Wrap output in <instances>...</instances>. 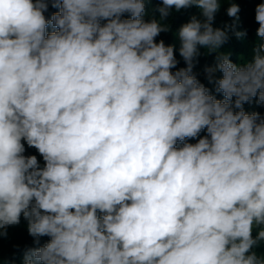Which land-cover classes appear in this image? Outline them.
Listing matches in <instances>:
<instances>
[{"label": "clouds", "instance_id": "1", "mask_svg": "<svg viewBox=\"0 0 264 264\" xmlns=\"http://www.w3.org/2000/svg\"><path fill=\"white\" fill-rule=\"evenodd\" d=\"M148 2L0 0V239L26 222L22 264H264V114L244 108L264 107V3L234 63V0L222 28L221 0H159L145 19ZM192 7L177 68L156 38Z\"/></svg>", "mask_w": 264, "mask_h": 264}, {"label": "trees", "instance_id": "2", "mask_svg": "<svg viewBox=\"0 0 264 264\" xmlns=\"http://www.w3.org/2000/svg\"><path fill=\"white\" fill-rule=\"evenodd\" d=\"M240 6V25L238 30H246L247 35L243 39H237L234 35L229 33L230 39L224 44L221 48V51L231 53L230 58L234 63H239L241 60L250 59L251 58V50L254 42H256L257 38L255 36L256 29L258 24L255 22V7L259 3H264V0H234ZM159 6V0H150L147 3V11L149 16H146L145 19H149L153 14V10ZM228 3L226 0H221V8L219 12L215 16V20L213 23V27H223L225 23L231 24L232 18L228 17L226 14V9L228 7ZM58 11V9L49 8V11L45 14L48 18H50L51 13ZM157 17L158 13H154ZM192 15L199 16V10L195 7L189 9H182L180 12H176L175 9L172 10V15L169 17L167 23H170L172 31L169 33H161L159 37H157V42L161 39L164 40L166 44H172L176 47V58L179 61L177 68L186 67L184 61L179 56V39L174 35L175 32L178 31L180 26L190 20ZM53 29L49 27L48 31H52ZM201 55L198 58V63L193 69L194 74L197 75V78L205 84V86L213 89V85L208 84L204 67L212 66L215 63V53L209 55L206 54L205 49H200ZM242 56V57H241ZM241 59V60H240ZM175 71V69H173ZM217 76H220L219 72L216 73ZM214 91V89H213ZM218 99H223L222 94H217ZM245 111L251 113L253 111L260 112L264 114V107L259 106L253 101L251 104L244 105ZM204 135V133H201ZM191 143H195V140L189 141ZM256 232L254 231L253 235L255 236ZM49 240L48 237H43L41 239V244L47 242ZM17 245L19 248H14L11 245H3L0 246V264H22L23 260V250L26 246L33 245V239L29 238H20L18 240ZM258 254H262L264 252V244H262L259 248L256 249Z\"/></svg>", "mask_w": 264, "mask_h": 264}, {"label": "rangeland", "instance_id": "3", "mask_svg": "<svg viewBox=\"0 0 264 264\" xmlns=\"http://www.w3.org/2000/svg\"><path fill=\"white\" fill-rule=\"evenodd\" d=\"M25 147H26V153H25L26 155H37L38 159H41L42 162V158L39 157V154L36 152L35 149L27 148V145H25ZM22 237L27 239L32 238L28 235L26 230V222L23 220L21 221V224L19 226L8 228V238L0 239V246L11 245L14 247V245H17L18 240ZM262 254H264V252H262Z\"/></svg>", "mask_w": 264, "mask_h": 264}]
</instances>
